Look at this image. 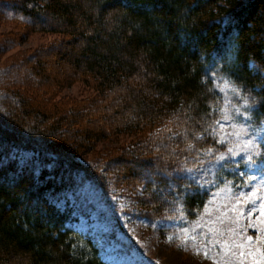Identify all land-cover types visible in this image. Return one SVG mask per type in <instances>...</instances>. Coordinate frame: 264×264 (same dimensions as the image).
I'll use <instances>...</instances> for the list:
<instances>
[{
	"label": "trees",
	"instance_id": "16d2710c",
	"mask_svg": "<svg viewBox=\"0 0 264 264\" xmlns=\"http://www.w3.org/2000/svg\"><path fill=\"white\" fill-rule=\"evenodd\" d=\"M3 2V14L31 32L65 37L56 46L69 50L53 55L69 70L46 73L50 62L36 58L51 53L43 49L23 65L30 96L1 89L0 264H105L93 238L70 225L71 197L84 181L131 196L151 227L167 217L198 223L214 209V193L243 187L220 158V120L236 107L248 113L245 125L264 119V0ZM77 81L96 94L53 101ZM241 96L255 102L242 106ZM119 134L138 139L78 159ZM22 150L33 157L19 160ZM203 166H212L205 178L195 172ZM219 215L208 217L216 218L207 237L236 243L234 218Z\"/></svg>",
	"mask_w": 264,
	"mask_h": 264
},
{
	"label": "rangeland",
	"instance_id": "374dc122",
	"mask_svg": "<svg viewBox=\"0 0 264 264\" xmlns=\"http://www.w3.org/2000/svg\"><path fill=\"white\" fill-rule=\"evenodd\" d=\"M3 1L14 3L15 0H0V71L4 72L0 74V95L3 89L19 91L28 97L34 88L28 86L26 80L30 82L31 75L23 65L34 63L33 55L49 48L51 53L36 58L50 62L46 73L55 66L65 73L69 65L53 52L67 51L69 47L63 43L56 46L65 38L60 34L31 32L23 23L9 19L7 14H3V9L7 8ZM42 92L40 89V95L46 98L48 95ZM95 94L93 89L77 81L58 88L53 101L81 102ZM226 115L233 119L226 120ZM89 118L97 120L92 113ZM244 121L245 117L231 109L220 120L221 135L227 142L226 151L220 158L232 162L231 167L243 179V187L220 189L214 193L211 204L214 209L207 210V216L198 223L187 226L178 217H167L151 227L135 212V201L131 196L115 192L107 194L91 182L84 181L76 196L71 197L74 202L71 227L93 238L105 264H220L221 261L225 264H264V155H258L261 144L264 145V119L256 126L247 125V135L241 127L245 125ZM111 137L96 143L92 151L78 155V159L90 161L115 146L124 147L138 139L136 134ZM248 156L252 157L251 164ZM16 157L25 160L33 157V152L22 150ZM211 168L203 166L195 172L205 178ZM144 175L141 178H147ZM224 213L231 214L236 222V226L231 228L236 231V243L219 245L212 243V237H207L210 231L207 226L216 218L208 217L217 214L220 217ZM249 236L253 238L251 241ZM206 252L209 254L205 255ZM241 252L246 255L241 257Z\"/></svg>",
	"mask_w": 264,
	"mask_h": 264
},
{
	"label": "snow or ice",
	"instance_id": "6c2138e0",
	"mask_svg": "<svg viewBox=\"0 0 264 264\" xmlns=\"http://www.w3.org/2000/svg\"><path fill=\"white\" fill-rule=\"evenodd\" d=\"M217 70H219V68H218ZM210 74L213 75V76L215 75L214 72H213V73H210ZM241 91H242V90H241ZM239 94H240V93H237V95H239ZM241 99H242V106H247V107H249V108L252 106V103L255 102L254 98H252V97H249V98H247V99H244V98L241 96ZM235 112L238 113V114H240V115H244V116H247V115H248L247 112H241V108H240V107H236V108H235ZM225 119H226V120H230V119H233V117H230V116H227V115H226V116H225ZM241 127L244 128V134L247 135V125H241ZM238 135H239V134H238ZM258 155H264V147L261 148V152L258 153ZM247 159H248L249 164H251V163H252V157H251V156H248ZM58 206H60V205H58ZM252 239H253V238H252L251 236L248 237V240H249V241H251ZM208 254H209L208 252L205 253V255H208ZM239 255H240L241 257H244L246 254H245L244 252H241ZM218 259H219V258H218ZM220 264H225V262L221 261Z\"/></svg>",
	"mask_w": 264,
	"mask_h": 264
}]
</instances>
